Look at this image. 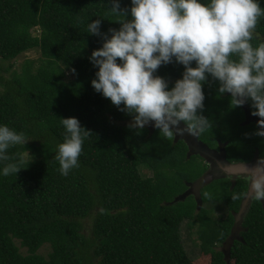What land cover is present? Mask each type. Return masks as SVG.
Masks as SVG:
<instances>
[{
  "label": "trees",
  "instance_id": "1",
  "mask_svg": "<svg viewBox=\"0 0 264 264\" xmlns=\"http://www.w3.org/2000/svg\"><path fill=\"white\" fill-rule=\"evenodd\" d=\"M120 4L130 9L131 0ZM108 7L110 0H0V124L23 131L33 156L17 176H0V264H193L179 249L185 219L197 222L200 249L209 257L201 264H264V201L251 203L239 238L228 242L248 181L238 179L231 190V182L220 183L222 178L202 186L201 206L227 209L225 217L206 210L202 218L193 194L175 200L205 172L202 157L151 125L139 133L130 129L132 117L92 87L98 68L89 57L103 41L88 34L87 24L102 19L101 32L119 29L120 18ZM260 42L264 18L253 44ZM32 49L39 56L15 68L16 58ZM183 71L174 62L156 74L171 87ZM218 86L211 78L204 85L202 114L211 127L199 139L211 147L226 143L231 161L250 160L255 150L264 156L257 126L241 124L243 107H233L228 93L218 95ZM245 105L252 112L250 102ZM68 117L78 118L92 135L84 142L79 167L65 177L54 156L64 135L60 118ZM140 167L150 169L151 176L141 174ZM210 186L211 198L204 195ZM233 194L240 198L233 200ZM44 244L50 247L46 256L38 252ZM221 245L230 247L229 260L235 263Z\"/></svg>",
  "mask_w": 264,
  "mask_h": 264
},
{
  "label": "clouds",
  "instance_id": "2",
  "mask_svg": "<svg viewBox=\"0 0 264 264\" xmlns=\"http://www.w3.org/2000/svg\"><path fill=\"white\" fill-rule=\"evenodd\" d=\"M110 3L109 12L120 18L119 29L101 32L102 19L87 24L88 34L103 41L89 57L98 68L91 85L132 117L130 129L139 133L151 125L165 138L204 134L211 122L202 114L203 89L211 78L218 82V95L230 94L233 107L250 102L252 112L245 107L249 119L257 120L255 135L264 137V42L253 44L264 18L261 0H131L130 9L121 8L120 0ZM174 62L184 71L170 87L156 73ZM60 123L64 135L54 160L67 177L79 167L84 142L92 134L76 117L60 118ZM28 141L23 131L0 124V176H17L32 162ZM17 146L24 150L10 153ZM248 179V197L264 201L263 156L249 169Z\"/></svg>",
  "mask_w": 264,
  "mask_h": 264
},
{
  "label": "rangeland",
  "instance_id": "3",
  "mask_svg": "<svg viewBox=\"0 0 264 264\" xmlns=\"http://www.w3.org/2000/svg\"><path fill=\"white\" fill-rule=\"evenodd\" d=\"M36 33V32H34ZM39 56V53L36 49H32V50H28L22 54H20L17 58H16V63L14 64V67L17 68L19 67V65L21 64V62L27 58L29 59H36ZM13 67V68H14ZM9 72H6V74H8ZM70 76V73H67ZM244 116L246 117V115L244 114ZM254 117L250 118V120H253ZM245 120L241 123V124H248V123H244ZM252 121H250L249 123H251ZM237 131V130H235ZM255 153V152H254ZM193 154V153H191ZM202 163V166L205 167V170L207 169V165L204 164L202 161H200ZM140 172L141 174H143L144 176H151L152 171L148 168L145 167H140ZM220 178H215L214 180H218ZM224 181L220 182L223 184H228L229 180L227 178H222ZM208 182L205 183V185H207ZM233 186V183H231L229 189L231 190ZM192 188V192L195 190V187H190L189 189L187 188L185 191L189 190ZM211 188H213L212 186H210V188H207L205 193H210L209 190H211ZM213 190V189H212ZM184 191V192H185ZM195 192V191H194ZM196 199V198H195ZM205 206H201L203 209H198L197 214L199 216H201L203 218V216L205 215L206 210L208 211L207 214L209 215H213V217L216 218H222L225 217V206L221 205L220 206H215L213 208V204L209 205V204H204ZM91 219H87L86 221L89 223ZM196 228H197V222L194 225H191L188 223V220H184L181 223V227L178 233V240H179V249H180V253L181 255L186 259L191 261L193 264H201V263H206L209 261V257L208 254H205V252L203 250L200 249V245H199V239L197 238V233H196ZM198 229V228H197ZM231 236V235H230ZM229 236V237H230ZM237 237V234H236ZM18 244V241H17ZM227 249V248H226ZM21 251H25V248H21ZM50 251V247L48 244H44L39 250L38 252L41 253L42 255L46 256L47 253ZM234 255V259H235ZM237 257V256H236ZM230 258V255L228 257V260ZM229 262H236V259L233 260H229Z\"/></svg>",
  "mask_w": 264,
  "mask_h": 264
},
{
  "label": "flooded vegetation",
  "instance_id": "4",
  "mask_svg": "<svg viewBox=\"0 0 264 264\" xmlns=\"http://www.w3.org/2000/svg\"><path fill=\"white\" fill-rule=\"evenodd\" d=\"M182 137L183 141H185V143L188 145V148H189V152L190 153H193L195 154L194 152L196 151V147L197 145L199 144L198 142H202V143H205L203 142L201 139H199L198 136H191V135H183V136H180ZM206 144V143H205ZM221 145L220 142H218V146L217 147H211L209 146L211 149H219V146ZM198 155V154H197ZM209 156H215V158H212V157H209ZM219 156L220 154L218 155H206V156H201L202 159H203V163L207 165V169L205 170V172L202 174V176H200V178L194 182H189L187 183L188 184V187H195V192L193 191L192 192V188L190 189L191 192H189V194H193L195 197H199V191L201 189L202 186L205 185L206 182L210 183L212 181H214V179L218 177V175H220L221 177L220 178H227L231 183H235L238 179H245L248 181V184H249V179H248V175H245V174H238V175H227L226 173H224L223 171H221V169L219 168ZM256 158H255V157ZM254 156L250 159V160H243V161H240V160H237V161H231V160H228L229 162H249L251 161L253 158L255 159H259L261 156L257 153V154H254ZM264 157V156H263ZM218 173V175H217ZM247 193H248V186H247V190L241 200V202L247 197ZM254 200H251L249 198V202L246 206V209L248 210V208L250 207L251 203L253 202ZM240 207H241V204H240ZM239 207V209H240ZM238 209V211H239ZM225 216L227 215V209H226V206H225ZM238 211L235 213V220H236V223H235V226H233V230H232V234L230 236V239H228V242L230 243L231 239H234V238H239L238 237V230L239 228L241 227V218L243 217V215L247 212H244V213H241L240 215H238ZM236 234H237V237H236ZM225 244V243H224ZM231 244H232V241H231ZM220 249H222V251L225 253V256L226 258H228V252L230 250V247L229 249L227 248L226 249V246L224 245H221Z\"/></svg>",
  "mask_w": 264,
  "mask_h": 264
},
{
  "label": "water",
  "instance_id": "5",
  "mask_svg": "<svg viewBox=\"0 0 264 264\" xmlns=\"http://www.w3.org/2000/svg\"><path fill=\"white\" fill-rule=\"evenodd\" d=\"M244 108V112H245V122L244 123H249L250 121L254 122L255 125L257 126V120H250L249 119V115H248V110L245 107V105L242 106ZM175 138H180L183 139L180 136H176L174 135ZM264 139V137H263ZM199 144L196 147V151L194 152L195 154L201 155V156H206V155H218L219 156V168L221 169V171H223L224 173H226L227 175H238V174H245L248 175L249 174V169H251L252 167H254L256 165V162L258 159L253 158L251 161L249 162H229L226 158V151H225V145L226 143H223L219 146V149H211L207 144L202 143V142H198ZM257 154V153H256ZM212 158H215V156H209ZM218 175V173H217ZM218 177H221L220 175H218ZM189 189V188H188ZM187 195H189V190L185 191L184 193H182L181 195H179L178 197H176L175 200L178 199H182L184 197H186ZM249 202V197L247 195V197L241 202V207L238 211V215H240L241 213H244L247 211L246 206ZM202 204L201 198L198 197L197 199V208L200 209ZM246 210V211H245Z\"/></svg>",
  "mask_w": 264,
  "mask_h": 264
}]
</instances>
